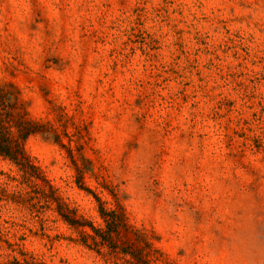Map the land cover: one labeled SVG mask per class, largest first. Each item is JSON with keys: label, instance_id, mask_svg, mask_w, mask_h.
I'll use <instances>...</instances> for the list:
<instances>
[{"label": "rangeland", "instance_id": "1", "mask_svg": "<svg viewBox=\"0 0 264 264\" xmlns=\"http://www.w3.org/2000/svg\"><path fill=\"white\" fill-rule=\"evenodd\" d=\"M0 88V264H264V0H0Z\"/></svg>", "mask_w": 264, "mask_h": 264}, {"label": "trees", "instance_id": "2", "mask_svg": "<svg viewBox=\"0 0 264 264\" xmlns=\"http://www.w3.org/2000/svg\"><path fill=\"white\" fill-rule=\"evenodd\" d=\"M14 121V116L0 117V156L11 159L26 172L29 168L39 169L32 164L31 156L25 146L28 136L34 132L30 128L33 120L22 118L23 124H15Z\"/></svg>", "mask_w": 264, "mask_h": 264}]
</instances>
